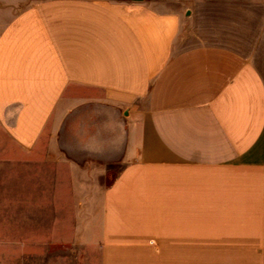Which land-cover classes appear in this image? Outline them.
I'll return each mask as SVG.
<instances>
[{
    "label": "crops",
    "instance_id": "crops-1",
    "mask_svg": "<svg viewBox=\"0 0 264 264\" xmlns=\"http://www.w3.org/2000/svg\"><path fill=\"white\" fill-rule=\"evenodd\" d=\"M169 2L40 0L0 25V178L22 161L83 199L92 264H264V0ZM113 165L85 209L82 170Z\"/></svg>",
    "mask_w": 264,
    "mask_h": 264
},
{
    "label": "rangeland",
    "instance_id": "rangeland-1",
    "mask_svg": "<svg viewBox=\"0 0 264 264\" xmlns=\"http://www.w3.org/2000/svg\"><path fill=\"white\" fill-rule=\"evenodd\" d=\"M38 1L0 0V25L20 8ZM163 1L170 6L169 1L181 0ZM0 144H6L4 139ZM2 164L4 173L3 168L9 167ZM17 168L19 173L23 171L22 176L21 172L16 179L0 178V264H92L84 260L98 258V252L73 238L75 214L84 209V200L74 196L64 199L56 184H41L45 179L34 172L36 167L29 170L28 165L27 176L22 161H18ZM82 172L87 182L85 209H96L99 191L94 192L93 184L100 190L111 181L117 166Z\"/></svg>",
    "mask_w": 264,
    "mask_h": 264
},
{
    "label": "water",
    "instance_id": "water-1",
    "mask_svg": "<svg viewBox=\"0 0 264 264\" xmlns=\"http://www.w3.org/2000/svg\"><path fill=\"white\" fill-rule=\"evenodd\" d=\"M101 116V114H96L95 117L99 118ZM105 116V115H104Z\"/></svg>",
    "mask_w": 264,
    "mask_h": 264
}]
</instances>
